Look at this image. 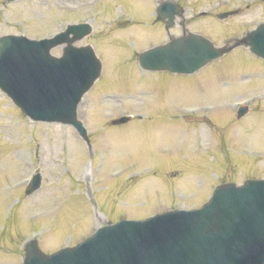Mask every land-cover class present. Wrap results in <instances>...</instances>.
<instances>
[{
  "label": "rangeland",
  "instance_id": "rangeland-1",
  "mask_svg": "<svg viewBox=\"0 0 264 264\" xmlns=\"http://www.w3.org/2000/svg\"><path fill=\"white\" fill-rule=\"evenodd\" d=\"M213 1L181 0V4L185 13L193 14L189 29L204 32L217 43L242 34L264 19V0H251L237 14L224 19H217L216 14L230 6L224 2L213 5ZM239 2L231 0L233 6H240ZM120 7L131 23L108 21ZM201 9H211L212 14L197 16L196 11ZM154 11V0H0V34L23 31L38 36L59 29L70 19L90 21L92 32L79 43L96 48L103 60V81L107 85H94L78 106V115L91 129L97 127L93 136L96 146L89 155L94 168L84 170L82 185L74 179L79 176L86 152L74 128L28 122L0 92V264H22L21 247L30 232L37 235L43 250L53 251L67 241L73 243L83 231H90L97 213L103 223L108 218L103 215L105 211L116 218L138 217L176 201L195 206L210 194L213 182L230 179L239 183L250 176L264 177V158L252 163L256 158L240 148L247 145L264 151V101L250 103V111L255 110L241 119L229 116L238 96L255 90L257 95L261 93L264 59L239 47L192 74L142 73L133 58L134 46L164 36L165 28ZM16 18L19 21L15 23ZM59 49L53 52L58 54ZM100 79L98 83L102 84V75ZM109 89L116 92L102 93ZM139 98L146 106L141 118L121 126L104 122V112H119L120 107L142 111L144 101ZM182 106H208L220 115L214 118L218 121L214 128L218 126L229 150L225 162L219 160L218 149L224 148L219 135L217 148L201 154L198 163H191L189 147L193 148L194 136L203 135L201 141L205 143L211 124L205 125L207 118L203 117L179 121L172 115L174 108ZM67 159L71 161L69 171L58 177L62 174L57 165ZM35 166L42 173L37 190L25 195L22 184L15 191L8 190L13 177L24 170L31 172ZM198 176L205 179L202 187L196 183ZM87 190L94 192L95 203ZM43 207V218L28 220L33 217L30 212Z\"/></svg>",
  "mask_w": 264,
  "mask_h": 264
},
{
  "label": "water",
  "instance_id": "water-1",
  "mask_svg": "<svg viewBox=\"0 0 264 264\" xmlns=\"http://www.w3.org/2000/svg\"><path fill=\"white\" fill-rule=\"evenodd\" d=\"M170 6L165 4L161 6V11L163 15L166 13V9ZM170 17L172 18L173 12H168ZM90 28H87V25H80L76 26L73 25L70 28V31L73 32L74 36L72 38L67 37V33H64L60 37L56 38L54 41H67V45L64 47L65 53L64 56L61 58L62 63H65L68 66V70H70L69 75H73L72 78H65L64 80L59 76V73H56L54 70H51L50 72H53L54 75H56L57 79H55V85L52 89V86L46 91L45 96L43 97L46 99L47 96L50 94H53V102L56 101L59 98L62 97V101L70 100L72 106L69 107L71 110L73 106L75 105L76 99L80 96V94L89 87V85L92 83L93 78L98 75L99 72V63L95 61L93 58V55L88 47L84 48H77L71 44L70 40L75 39L76 37H81L84 33L88 32ZM257 34V30L251 31L250 35L247 36V41L249 40V43H253V38ZM53 44V41L51 42H42L39 44L41 48V53L44 55L41 59L39 64H42L44 59H47L50 63H53L55 65L61 64V61L59 59L55 58H49L47 53L49 52L50 46ZM73 47V48H72ZM231 46L223 45V46H214L211 41H209L207 38L202 37L195 33H189L185 38H179L173 42V44L170 47H160L153 50V52L142 54L140 56V60L142 64H144L147 68H160V69H169L173 71H193L196 68L204 65L208 61L219 57L221 54L225 53L230 49ZM78 56V58L76 57ZM81 59L82 61H80ZM73 64H75L74 67ZM37 65V64H36ZM24 69V67H22ZM25 70V69H24ZM45 72H40L36 70V73H29L26 74L28 78H23L22 80L17 81V89L18 91L24 92V94L30 90V87L36 85V83H42L45 87L46 85L50 84V81L54 79L53 75H48ZM68 75V74H67ZM59 77V78H58ZM3 79V80H2ZM0 83L5 84L6 78L1 75L0 76ZM61 82V83H60ZM37 88H35L36 90ZM13 92V91H12ZM16 92V91H14ZM79 99V98H78ZM77 99V100H78ZM63 114V113H61ZM62 118L67 117L66 115H61ZM73 120L75 119L74 113L70 116ZM227 186V185H226ZM231 186V185H228ZM261 186L259 184L253 182L247 184L243 189H237L229 187L227 189H224V191L229 192L230 194H233V196H238L239 194H243V197H246V192L248 191H258L261 190ZM221 190H218L216 195L213 198V201H221ZM248 198H239V197H232L228 199L227 203L222 202L221 205L217 208H211L209 212L208 217H204L201 215L194 216L191 220H185L182 222V225H184L185 229L190 230L191 227H193V230H200L205 231L208 227H210L213 224H216L217 222H221L219 219L221 214L228 213L230 211H237L239 215L243 212V204L246 201H249L251 197ZM253 202L255 203V206L261 207L262 205L259 204L256 199L254 198ZM223 207L225 208L224 211H220L219 208ZM173 217V216H172ZM181 217L180 215H176L173 218ZM227 221V220H224ZM256 222V221H254ZM227 223V222H226ZM232 223V222H231ZM227 226V224H224ZM261 227H264V221L260 222ZM216 227V226H215ZM179 224H176L172 229H178ZM172 229L167 230L166 232L162 230L161 237L163 240L166 241V243H170V250L171 255L173 257V264H176L181 257L177 253L176 249V242H170V235L172 232ZM235 229V227H234ZM215 231V228L213 229ZM226 231H220L219 237L220 238H226L227 235L225 233ZM245 236L246 240H250L252 238L251 235L243 234ZM192 241V240H191ZM206 240H203V243H205ZM32 247L29 248V252H32L28 254L27 260L28 261L33 255H38V252L36 251V245H34V242H31ZM36 244V243H35ZM196 251V250H194ZM190 258H192V262L197 261L198 259H204L202 256H195L194 252L190 253Z\"/></svg>",
  "mask_w": 264,
  "mask_h": 264
}]
</instances>
